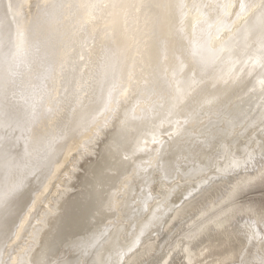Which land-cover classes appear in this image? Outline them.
<instances>
[{"label":"bare ground","instance_id":"bare-ground-1","mask_svg":"<svg viewBox=\"0 0 264 264\" xmlns=\"http://www.w3.org/2000/svg\"><path fill=\"white\" fill-rule=\"evenodd\" d=\"M264 0H0V264H262Z\"/></svg>","mask_w":264,"mask_h":264},{"label":"snow or ice","instance_id":"snow-or-ice-1","mask_svg":"<svg viewBox=\"0 0 264 264\" xmlns=\"http://www.w3.org/2000/svg\"><path fill=\"white\" fill-rule=\"evenodd\" d=\"M262 264H264V262H262Z\"/></svg>","mask_w":264,"mask_h":264}]
</instances>
